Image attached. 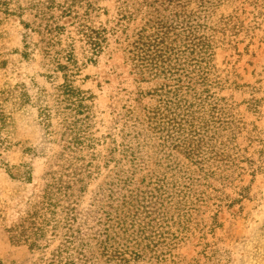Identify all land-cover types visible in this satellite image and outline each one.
Masks as SVG:
<instances>
[{
  "label": "trees",
  "instance_id": "1",
  "mask_svg": "<svg viewBox=\"0 0 264 264\" xmlns=\"http://www.w3.org/2000/svg\"><path fill=\"white\" fill-rule=\"evenodd\" d=\"M117 1L123 17L128 16L129 7L139 2ZM158 1L141 0L138 4L153 5ZM98 2L0 0V17H16L23 25L21 47L3 57L1 67L18 61L33 68L37 56L41 57L39 69L0 86V176L18 187L31 185L32 161L40 154L37 146L18 147L13 141V113L34 114L45 129V140L55 134L53 120L57 119L61 141L65 143L55 160L58 163L65 159V163L58 171L46 172L47 179L40 192L20 197L15 207L17 218L7 231L11 241L27 244L32 253H40L28 264H184L186 257L175 251L177 243L164 244L160 241V230L148 227L141 219L142 214L151 213L148 208H154L158 201L163 203L172 193L170 182L158 177L152 180V175L147 184L149 189L141 191L137 187L136 175L143 172L146 162L142 132L140 135L134 130L121 151L118 146L110 149L105 167L115 163L110 169L111 182L89 209L84 213L80 210V199L87 189L85 179L100 169L94 162L101 155L94 152L99 142L93 133L95 95L77 84L82 69L96 64L108 46L107 29L97 27L93 21L100 10ZM191 2L197 3L198 12L189 13L184 21L159 20L155 33L140 35L133 42L131 60L139 71L163 76L173 83L166 85L168 90L161 88L159 105L146 116L158 139L169 149L181 151L194 165V169L182 171L181 184L186 179L194 186L203 181L206 188L210 180L216 179L225 187L235 180L241 161L249 159L242 156L236 141L238 120L230 116L229 98L218 97L212 91L214 87L221 89L225 81L215 57L216 49L226 42L227 36H235L244 26L234 21L233 15L213 20L217 9L227 0H163L161 5L184 7ZM174 14L179 18L178 12ZM253 30L246 31L250 39L254 37ZM33 34L38 38L33 39ZM139 123L142 127L143 122ZM16 150L29 156V160L13 163L10 155ZM84 151L86 155H82ZM118 152L121 157L116 160ZM67 153L71 160L80 161L81 166L71 168L73 163L66 158ZM262 163L261 159L257 168L251 170L252 175L263 169ZM187 188L191 191L190 186ZM148 191L150 195H144ZM247 191L248 186H242L240 197L228 195L232 201L229 208L247 198ZM182 192L184 196L189 194L185 189ZM1 193L2 188L0 198ZM205 194L203 190L204 198ZM95 206L97 211L90 220ZM5 219V210L0 205V222ZM56 241L58 244L51 249ZM0 264L8 261L0 258Z\"/></svg>",
  "mask_w": 264,
  "mask_h": 264
},
{
  "label": "rangeland",
  "instance_id": "2",
  "mask_svg": "<svg viewBox=\"0 0 264 264\" xmlns=\"http://www.w3.org/2000/svg\"><path fill=\"white\" fill-rule=\"evenodd\" d=\"M162 2L163 0H159L153 5L137 3L135 7L128 8L127 17L121 14L119 1L99 0L98 2L100 10L93 21L97 27L102 26L107 29L108 46L96 64H89L82 69L77 84L95 95L96 123L93 133L99 142L94 152L101 155L94 162H97L100 169L99 173L94 172L85 179L87 189L80 199V210L84 213L89 209L95 197L101 198L102 189H106L111 182L110 169L115 163L112 162L108 168L105 167L110 149L118 146V150L121 151L123 144L136 130L140 135L142 132L143 157L146 161L143 172L136 175L137 187L141 191L149 189L147 184L152 175V180L158 177L170 182L169 186L172 189L169 198L163 203L158 201L154 208H148L151 212L148 213L149 215L144 213L141 217L148 227L160 230L158 231L161 233L160 241L164 244L177 243L175 251L186 257L184 264H264V145L260 141H264V0H227L217 9L213 17V20H216L221 16L233 15V20L241 27L244 26L235 36H227L226 42L216 49L215 64L225 81L221 89L214 87L212 91L216 92L218 97L229 98L227 104L230 116L238 120L239 134L236 141L242 156L253 164L242 160L241 168L232 183L224 187L215 179L210 180V186L205 185L206 188L203 187V181L194 186L187 183L188 179H186L181 184L179 176L182 171L185 168L192 170L194 165L190 164L189 159L181 151L169 149L162 139H158V134L153 133L149 127L147 112L159 105L158 93L161 88L168 90L169 87L166 85L170 86L173 83L163 76L139 71L131 60L130 50L133 48V42L140 35L147 37L155 33L156 23L159 20L184 21L187 20L189 13L198 12L195 2L184 7L181 4L161 5ZM177 12L179 18H175L174 13ZM129 13L133 15L129 17ZM0 19H2V22L0 20L1 86L6 81L15 82L19 77H24L25 73L39 69L41 57L37 56L33 68L18 61L2 68L3 57H7L13 49L21 47L23 25L21 19L16 17L10 16L5 19L0 17ZM252 27L256 28L253 30ZM249 29L254 31L252 39L246 36V31ZM32 36L33 39L38 38L36 34ZM250 107H253V110ZM12 120L13 141L18 147L37 146L36 149L40 154L32 161L31 185L18 187L17 183L0 176V188H2L0 205L6 215V219L0 222V258L6 259L8 264H28L27 261L37 258L40 253L38 251L32 253L27 244H16L11 241L7 228L17 218L18 212L15 207L20 197L24 194L40 192L47 179L46 172L58 171L60 165L65 163V159L55 162L65 143L61 141L57 119L53 120L55 134L48 140H45L43 125L39 124L34 114L17 111L13 113ZM139 122H143L144 131ZM86 153L87 151H84L82 155ZM65 156L71 160V155L67 153ZM115 157L116 160L120 159L119 152ZM10 158L15 164L21 160H29V156L19 150L11 153ZM85 159L90 160L89 156ZM261 159L263 169L252 175L251 170L257 168ZM72 160L71 168L81 166L80 161ZM188 186L191 187V191ZM242 186H248L247 198L229 208L228 205L232 201L227 196L240 197L238 192ZM184 189L189 193L186 196L182 192ZM196 189L199 191L194 192ZM203 190L206 191L205 198ZM144 195H150L149 191ZM91 210L90 220L94 218L97 206L92 207ZM57 244L58 241L51 249Z\"/></svg>",
  "mask_w": 264,
  "mask_h": 264
}]
</instances>
